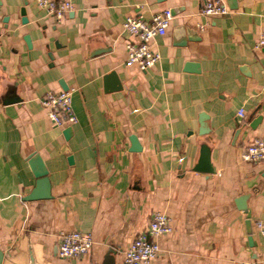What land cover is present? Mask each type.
<instances>
[{
	"label": "crops",
	"instance_id": "crops-1",
	"mask_svg": "<svg viewBox=\"0 0 264 264\" xmlns=\"http://www.w3.org/2000/svg\"><path fill=\"white\" fill-rule=\"evenodd\" d=\"M0 1V264H122L158 211L174 231L150 264H264L254 227L264 160L241 159L264 140V0H226L230 11L213 16L204 0H73L60 20L36 0ZM164 9L173 18L153 41L159 62L127 67L126 16ZM61 82L78 118L65 127L41 104ZM132 136L141 150L131 151ZM203 145L214 173L193 170ZM34 153L51 196L24 201L37 182ZM74 231L94 245L61 257L60 238Z\"/></svg>",
	"mask_w": 264,
	"mask_h": 264
},
{
	"label": "built area",
	"instance_id": "built-area-1",
	"mask_svg": "<svg viewBox=\"0 0 264 264\" xmlns=\"http://www.w3.org/2000/svg\"><path fill=\"white\" fill-rule=\"evenodd\" d=\"M38 7L45 16H52L58 20L65 17L72 9L73 0H36ZM226 0H204L201 12L213 16L228 13ZM173 18L171 9L157 12L151 19L143 15H127L123 22V30L133 40L126 43L127 67H136L146 71L154 67L160 60V54L153 48V41L158 36H164ZM264 44V34L258 46ZM73 90L49 91L41 100L48 118L59 127L71 126L78 118L72 106ZM243 115V111L240 112ZM241 159L247 162L264 160V140L254 138L241 151ZM256 233L264 236V218L255 221ZM171 218L164 212H154L147 228L139 233L129 247L123 252L122 264H150L159 257L161 246L159 239L173 233ZM94 245L92 234L74 231L61 236L59 254L64 258H78L86 255ZM237 264V263H236ZM239 264H258L255 261Z\"/></svg>",
	"mask_w": 264,
	"mask_h": 264
},
{
	"label": "water",
	"instance_id": "water-1",
	"mask_svg": "<svg viewBox=\"0 0 264 264\" xmlns=\"http://www.w3.org/2000/svg\"><path fill=\"white\" fill-rule=\"evenodd\" d=\"M0 3H1V1H0ZM235 7H236V5H235ZM21 14H22V22H24V23L27 22L28 17L26 15L25 7L21 8ZM25 41H26L27 45L29 47H31V41H30L29 36L25 37ZM186 67H187V69H194V68L196 69V68H198V65L187 64ZM61 87L63 90H68V86L66 84H64V82H61ZM18 101H19L18 98H16L13 102H18ZM261 120H262L261 116L254 119L249 125L250 128L256 129L257 124ZM64 133H65V135H69L70 129H66L64 131ZM130 141L132 144L131 151L141 150V146H140L136 136H132L130 138ZM69 160L72 161L71 158ZM28 162H29L30 168H31L34 176L37 178V182H36L35 188L31 191L30 194L25 196L23 198V200L24 201H31V200L49 198L51 196V192H50V182H49V178H48V170H47V167H46L42 157L39 154L34 153L28 158ZM209 163H210V150L208 149V147L206 145H203L202 150H201V155L199 157V161L193 170L196 172H203L206 174L214 173V170L209 166L210 165ZM242 209H244V208H242ZM0 257H1V252H0ZM31 264H35V262L33 261L32 258H31Z\"/></svg>",
	"mask_w": 264,
	"mask_h": 264
}]
</instances>
